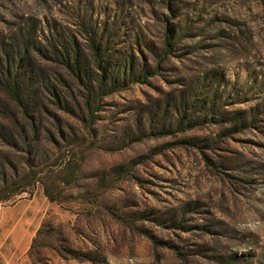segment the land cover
I'll return each mask as SVG.
<instances>
[{"label": "rangeland", "instance_id": "1", "mask_svg": "<svg viewBox=\"0 0 264 264\" xmlns=\"http://www.w3.org/2000/svg\"><path fill=\"white\" fill-rule=\"evenodd\" d=\"M92 42L132 75L98 101L74 182L48 169L54 201L37 182L0 202L7 264H264V0H0V63L32 77L42 158L59 126L82 131L62 59L94 76ZM3 71L0 117L18 110Z\"/></svg>", "mask_w": 264, "mask_h": 264}, {"label": "trees", "instance_id": "2", "mask_svg": "<svg viewBox=\"0 0 264 264\" xmlns=\"http://www.w3.org/2000/svg\"><path fill=\"white\" fill-rule=\"evenodd\" d=\"M170 37L168 34L167 43ZM52 47L57 54V46L52 45ZM90 48L97 69V74L94 76L89 74L87 68H84L86 66H83L76 51L73 52V55L66 51V56L62 59V64L71 71L72 78L81 84L84 90L83 109H80V115L77 117L82 131L72 130L77 132L69 136L59 126L56 129L58 132L52 133V139H50V144L55 150L54 155L56 154L50 158L47 156L42 158L38 156L37 151L34 152L35 146L39 142L38 134L41 121L33 115L35 111L28 104V99L24 100L27 88L23 82L25 77L28 81L32 80V77L20 68L19 62L22 58L18 57L17 60L6 58L4 68L0 63V73L4 70L3 74L5 75L4 90L15 102L18 109L16 112L5 109L0 117V153H4V148L11 150L21 148V152L24 153L21 165L14 164L10 159H8L6 166L0 162V202L7 201L18 193L26 192L28 187L37 182L43 184L45 196L50 201H54L55 197L50 193L42 177V173L48 169L55 168L58 172L61 171L64 174L61 177L64 184H71L77 179L84 160L82 157L83 149L94 145L95 135L92 126L95 113L100 110L98 101L105 95L118 90L121 80H127V77L132 75V68L130 67L128 76L125 63L119 66L105 61L103 59L105 53L100 44L93 43ZM6 57L9 55L6 54ZM145 78L146 76H142L138 77L137 80L143 82ZM26 85L29 87V82ZM54 97L56 102L61 104L58 95H54ZM83 112L86 114L84 115ZM6 119L9 121L8 124L2 121ZM180 119H183V115ZM137 140L138 138L132 139V141Z\"/></svg>", "mask_w": 264, "mask_h": 264}, {"label": "crops", "instance_id": "3", "mask_svg": "<svg viewBox=\"0 0 264 264\" xmlns=\"http://www.w3.org/2000/svg\"><path fill=\"white\" fill-rule=\"evenodd\" d=\"M6 237L5 240L2 239V235H0V264H7L10 261V255L12 254V243H10ZM7 246V251L5 247Z\"/></svg>", "mask_w": 264, "mask_h": 264}]
</instances>
